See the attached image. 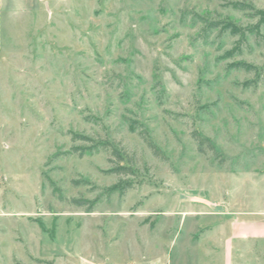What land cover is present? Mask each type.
I'll use <instances>...</instances> for the list:
<instances>
[{"label":"rangeland","instance_id":"374dc122","mask_svg":"<svg viewBox=\"0 0 264 264\" xmlns=\"http://www.w3.org/2000/svg\"><path fill=\"white\" fill-rule=\"evenodd\" d=\"M236 63L264 68V0H65L18 28L0 52V264H183L216 216L264 209V77ZM74 135L126 161L68 155L89 146Z\"/></svg>","mask_w":264,"mask_h":264},{"label":"crops","instance_id":"0c3cea01","mask_svg":"<svg viewBox=\"0 0 264 264\" xmlns=\"http://www.w3.org/2000/svg\"><path fill=\"white\" fill-rule=\"evenodd\" d=\"M65 0H0V52L15 31L24 26L34 15L52 10ZM213 248L190 249L183 264H236V257L257 256L264 258V209L221 213L216 216ZM208 233V232H207ZM210 233V232H209ZM203 233L200 242L208 243ZM212 236V235H211ZM210 236V237H211ZM189 247L191 245L189 244ZM188 248H185L186 252ZM217 258L212 262L213 256Z\"/></svg>","mask_w":264,"mask_h":264},{"label":"trees","instance_id":"16d2710c","mask_svg":"<svg viewBox=\"0 0 264 264\" xmlns=\"http://www.w3.org/2000/svg\"><path fill=\"white\" fill-rule=\"evenodd\" d=\"M217 27H219V25L217 24L210 25L211 29H217ZM221 27L224 30L231 29L229 25L221 26ZM233 68L236 70H243L247 73H254L259 77H264V68L257 69L255 67L245 65L242 63L234 64ZM142 139L145 142V144L148 146V148L152 151V153L155 155V157H160L159 151L155 149L153 144L145 137H143ZM194 140L197 143L199 151H202L204 144L207 142H204V140H201V138H194ZM71 141L72 142L83 141L84 143H88L89 146L71 147L70 151L67 153L68 155H75L81 158L85 155H93V154H98L100 152H104V153L109 152L113 157L118 159L119 163L126 161L123 155H121V153L118 150L114 149L112 145L109 144L108 142H96L92 138H87L79 135L72 136ZM113 171H114L113 173L128 175L130 168L119 166L115 168V170ZM69 203L76 208L85 209V213L93 212V208H94L93 202L72 199L69 201Z\"/></svg>","mask_w":264,"mask_h":264}]
</instances>
